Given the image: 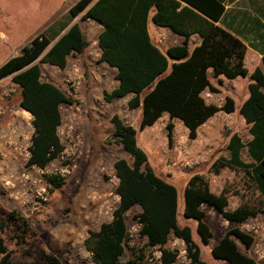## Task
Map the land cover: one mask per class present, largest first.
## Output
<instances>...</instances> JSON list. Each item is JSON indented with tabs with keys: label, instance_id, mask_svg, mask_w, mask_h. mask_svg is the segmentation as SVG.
I'll return each mask as SVG.
<instances>
[{
	"label": "trees",
	"instance_id": "trees-1",
	"mask_svg": "<svg viewBox=\"0 0 264 264\" xmlns=\"http://www.w3.org/2000/svg\"><path fill=\"white\" fill-rule=\"evenodd\" d=\"M154 9V12L152 10ZM224 11L221 0H78L69 16L91 19L102 26L97 35L100 61L115 68L116 86L104 90L110 103L129 96V109L140 108L139 128L153 125L167 114V138L172 141L173 119L187 128L194 139L199 127L218 111H235L234 100L226 96L221 105L207 102L203 91L216 92L211 77H245V44L230 31L216 24ZM166 26L182 37L180 44L159 46L149 35L148 21ZM200 40L190 48L191 35ZM88 42L78 22H72L51 37L41 32L21 47L20 52L0 65V80L9 76L20 89L19 105L32 116L33 131L28 146L27 165L45 168L64 150L58 133L61 106L68 101L55 83L42 78L41 64L58 68L67 65L70 55L81 53ZM263 67H256L248 83V97L238 111L247 123L248 139L237 132L228 136L226 155L210 165L209 172L223 168L242 171L258 192L259 201L229 209L225 190L215 193L202 173L190 175L183 188L182 216L194 222V230L178 221L176 186L159 175L148 162L147 152L138 145L136 129L118 114L111 118V138L129 154L130 160L117 157L113 162L118 178L115 192L119 197L112 218L97 229H88L84 239L92 264H151L146 246L160 251L161 264H175L177 251L166 246L170 236L184 243L187 264H205L203 246H208L213 231L206 220L205 206L216 209L231 226L209 249L210 255L225 264H258L249 253L255 236L240 227L264 208V54ZM168 70L167 73H165ZM246 153L249 160L243 158ZM53 188L63 177H49ZM137 206L133 217L144 246H129L127 213ZM11 227L15 237L23 239L28 221L17 211L0 216V233ZM21 230H19L20 228ZM43 264H59L58 258L38 248ZM0 264H31L13 259L0 234Z\"/></svg>",
	"mask_w": 264,
	"mask_h": 264
},
{
	"label": "rangeland",
	"instance_id": "rangeland-1",
	"mask_svg": "<svg viewBox=\"0 0 264 264\" xmlns=\"http://www.w3.org/2000/svg\"><path fill=\"white\" fill-rule=\"evenodd\" d=\"M77 1L0 0V65L18 54L37 34L48 32L53 37L75 21L88 42L83 52L68 57L64 68L41 64L42 78L60 87L68 99L61 106L62 121L58 129L64 150L43 169L26 163L33 126L32 116L19 105L20 89L9 76L0 80V216L6 217L14 210L29 224L26 233L19 227L23 239L16 238L10 226L0 233L13 259L43 264L37 251L42 247L54 254L59 264H92L84 239L88 229H97L101 222L112 218L117 205L114 160L117 157L130 160L129 154L111 138V118L115 113L136 129L138 145L147 152L153 169L176 186L178 221L190 225L195 237L194 222L182 216L183 188L190 175L204 174L215 193L225 190L229 209L259 201L258 192L242 171L223 168L218 174L209 172L212 161L226 155L229 134L237 132L246 140L247 130L240 126L231 128L220 118L200 127L197 136L190 139L187 132L175 127L177 121L182 123L173 119L169 143L166 114L153 125L140 129V109H129L128 97L110 103L103 99L104 90L115 87L116 80L113 71L99 58V24L91 19L83 20L79 15L69 16L70 7ZM248 78L211 77V82L216 92L234 87L237 96L242 89L247 90ZM68 79L78 81L77 86H70ZM243 158L249 160L245 152ZM53 175L63 177L60 187L53 188L50 184L49 177ZM138 209L135 206L127 213L129 246H144L146 242L138 235V224L133 217ZM205 210L213 238L208 246H203V259L205 264H225L214 259L209 249L231 224L216 209L205 206ZM240 227L255 236L249 253L258 264H264V208ZM166 246L177 251L175 264L188 263L182 240L170 236ZM146 251L151 264H159L158 249L146 246Z\"/></svg>",
	"mask_w": 264,
	"mask_h": 264
},
{
	"label": "crops",
	"instance_id": "crops-1",
	"mask_svg": "<svg viewBox=\"0 0 264 264\" xmlns=\"http://www.w3.org/2000/svg\"><path fill=\"white\" fill-rule=\"evenodd\" d=\"M221 1L224 5V11L221 17L218 19V21H216V24L230 31L232 34L236 35L237 37H239L245 44L246 49H245L244 63L248 70V73L246 76L249 77L248 78L249 80L246 84V87H247L248 83L251 81L250 76L253 70L256 67H261V68L263 67L262 56L264 54V0H221ZM153 12H154V9L152 10L151 13ZM99 26H100L99 28V31H100L102 29V26L101 25ZM148 32H149L150 37L159 46L164 47V48H167L171 45L180 44L182 41V37L173 33L170 28L166 26L156 25L151 21V19H149L148 21ZM199 40H200V37L197 33H194L193 35H191L190 43H189L190 48H193L194 45H196ZM99 52H100V49H99ZM102 63H105V62H102ZM109 68L115 74L116 69L112 67H109ZM215 78L217 80L226 79L223 77V75H219L218 77H215ZM237 78H234V79H237ZM221 89L222 90H219L218 92H215V93L210 92L208 90H204L202 93L204 99L207 102L221 105L225 97L229 96L234 100L235 111L230 112V113H226L224 111H218L213 116H211L207 121H205L200 127L201 128L206 127L207 125H209L208 123L210 121L214 122L215 120L222 118L223 120L228 122L231 128H233L234 126H240L243 129L247 130L248 125L245 122V119L243 118V116L239 113L238 109L241 103L249 95L248 87H247V90L242 89L241 94L237 96L235 95L236 90L234 89V87H231V90H225L224 88H221ZM216 93L220 95L217 96ZM125 97L129 98V96H125ZM137 109L139 111L140 108H137ZM139 115H141V109H140ZM176 126H178L180 130L188 132L187 128L184 127L182 124H180L178 121L175 127ZM248 138L249 137L247 136V139ZM116 181L118 182L117 177H116ZM118 200H119V197H118Z\"/></svg>",
	"mask_w": 264,
	"mask_h": 264
},
{
	"label": "built area",
	"instance_id": "built-area-1",
	"mask_svg": "<svg viewBox=\"0 0 264 264\" xmlns=\"http://www.w3.org/2000/svg\"><path fill=\"white\" fill-rule=\"evenodd\" d=\"M67 82H68V84H69L70 86H72V87H76L77 84H78V81L73 80V79H68ZM153 247H154V246H153ZM159 257H160V251L158 250L156 258L158 259L159 264H161V263H160V260H159Z\"/></svg>",
	"mask_w": 264,
	"mask_h": 264
}]
</instances>
